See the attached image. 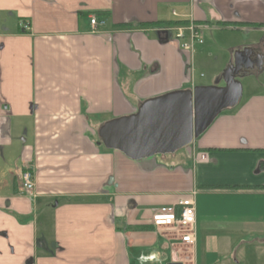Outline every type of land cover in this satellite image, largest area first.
<instances>
[{
  "label": "crops",
  "instance_id": "0c3cea01",
  "mask_svg": "<svg viewBox=\"0 0 264 264\" xmlns=\"http://www.w3.org/2000/svg\"><path fill=\"white\" fill-rule=\"evenodd\" d=\"M91 15L105 24L93 31ZM1 17L0 264H264L263 94L180 155L132 159L98 134L145 100L213 83L193 82L175 28L242 33L230 50L264 42V0H0ZM193 190L195 244H169L166 260L151 210Z\"/></svg>",
  "mask_w": 264,
  "mask_h": 264
},
{
  "label": "water",
  "instance_id": "95a60500",
  "mask_svg": "<svg viewBox=\"0 0 264 264\" xmlns=\"http://www.w3.org/2000/svg\"><path fill=\"white\" fill-rule=\"evenodd\" d=\"M260 45L261 41H255L235 49L212 84L167 92L145 100L133 114L106 121L98 133L102 144L132 159L172 153L189 145L219 113L238 103L242 95L239 78L263 68Z\"/></svg>",
  "mask_w": 264,
  "mask_h": 264
},
{
  "label": "rangeland",
  "instance_id": "374dc122",
  "mask_svg": "<svg viewBox=\"0 0 264 264\" xmlns=\"http://www.w3.org/2000/svg\"><path fill=\"white\" fill-rule=\"evenodd\" d=\"M5 18L6 19H4L3 17L0 18V28L4 26L5 27L8 26L12 28L11 24L9 23L11 19H7V17ZM258 35L259 34H256V35L253 34V42L262 40V38ZM242 39L244 40V36L242 33L235 34L234 32H231V31L223 32L218 29H214L211 32L202 31V42L195 43L193 46V50L190 54V60H191L190 75L192 77L193 82L195 84L214 82L216 78L221 75L224 68L227 66L230 60V57L232 59L231 54H233L235 50H230V45H232L238 40L242 41ZM243 43L245 44V42ZM243 43L241 44L243 45ZM215 71L219 72L218 76L214 75ZM263 72H264L263 69L259 71L252 70L248 74L240 77L239 81L242 86V95L238 103L235 105L236 107L234 106L229 107L227 109H224L222 112H230L229 110H233V108L234 109L238 108L251 95H254V94L264 95V73ZM220 84H222V81H220ZM23 123H24V127H27L29 124V122H26V121ZM23 128L20 130L19 132L20 134L19 133L16 134L17 136H16L15 143L18 145L21 143L20 139L24 137ZM187 146H184L174 151V153L177 155L182 154L183 152H185V148H187ZM170 154L172 153H165V155L167 156H169ZM158 240L164 242L167 239L165 240V238H158ZM223 242H224V245H226L227 242L225 241ZM167 243L169 245V242ZM170 247L171 246L169 245L166 248H164L166 260H169V261L172 255V251ZM99 250L100 249H97L96 252L98 253ZM144 254H145L144 256L147 258L149 256H152V252L149 250H145ZM92 255H95V254H92ZM96 255H102V254L99 253ZM215 264H232V263H230L229 258H224L220 256L218 262Z\"/></svg>",
  "mask_w": 264,
  "mask_h": 264
},
{
  "label": "built area",
  "instance_id": "2783aa9c",
  "mask_svg": "<svg viewBox=\"0 0 264 264\" xmlns=\"http://www.w3.org/2000/svg\"><path fill=\"white\" fill-rule=\"evenodd\" d=\"M174 14V12H173ZM90 25L93 31L99 26H103L105 21L97 18L95 15L90 16ZM160 31L166 32L170 28L163 26ZM174 39L180 50L190 55L195 43L202 42V34L194 22L186 23V26L175 28ZM186 39V40H184ZM199 159H206L204 154H199ZM20 182L23 189L31 191L34 188V179L32 171L25 168L20 172ZM195 191H191L189 196L182 198L178 203L170 206H162L151 210V223L162 236L168 240L169 244L174 246H183L193 248L196 241V224H195ZM189 253L192 250L188 251ZM192 260V259H191Z\"/></svg>",
  "mask_w": 264,
  "mask_h": 264
},
{
  "label": "trees",
  "instance_id": "16d2710c",
  "mask_svg": "<svg viewBox=\"0 0 264 264\" xmlns=\"http://www.w3.org/2000/svg\"><path fill=\"white\" fill-rule=\"evenodd\" d=\"M178 23H182V22H165V23H160V24H157L156 26H163V25H172V24H178ZM235 22H233L232 24H234ZM218 25H221V26H225V22H217ZM258 188H263L262 186H256Z\"/></svg>",
  "mask_w": 264,
  "mask_h": 264
},
{
  "label": "flooded vegetation",
  "instance_id": "af4514ba",
  "mask_svg": "<svg viewBox=\"0 0 264 264\" xmlns=\"http://www.w3.org/2000/svg\"><path fill=\"white\" fill-rule=\"evenodd\" d=\"M260 50L264 53V42L261 41ZM264 65V63H263ZM253 71H256V69H253Z\"/></svg>",
  "mask_w": 264,
  "mask_h": 264
}]
</instances>
